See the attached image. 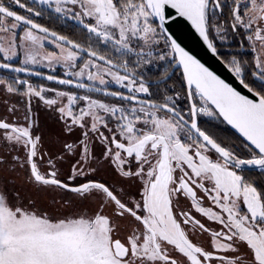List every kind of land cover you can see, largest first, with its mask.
<instances>
[{"label":"snow or ice","instance_id":"6c2138e0","mask_svg":"<svg viewBox=\"0 0 264 264\" xmlns=\"http://www.w3.org/2000/svg\"><path fill=\"white\" fill-rule=\"evenodd\" d=\"M14 3L25 7L21 0H14ZM38 3L49 7L54 4L56 13L71 12L81 23L88 18L91 22L84 24L87 32L94 34L105 47L111 45L121 57L119 62L114 61L92 47L85 48L64 36H57L55 32L50 33L55 37L53 43L64 42L56 43L59 54L51 51L41 55L47 35L40 36L37 32L48 34L49 30L9 10L0 0V33L12 35L9 47L0 48V51L16 55L14 41L16 30L20 29L22 39L33 46L25 51V64H37L41 60L49 64L63 61L67 67L76 68V62L84 53L88 59L83 61V67L70 71L68 75L81 81L86 78L93 82L92 85L72 79H61L58 83L86 88L117 101L106 103L87 95L78 97L67 92L58 93L67 98L66 105L58 108L62 118L66 116L72 125L87 129L82 132L84 139L79 145H64L66 154H73L77 149L80 152L73 167L74 175L69 179L87 175L78 166L95 159L88 141L96 136L106 145L104 159L115 164L122 177L139 180L142 192L139 200L129 202L105 182L89 180L72 186L57 178L58 170L51 160L49 165L53 170L42 173L36 162L39 137L33 139L27 127L0 122V129L12 133L7 136L8 140L28 149L23 162L20 157L14 159L20 167L28 165L31 183L63 189L84 199L92 195L100 200V207L91 215L56 218L45 212L37 213L24 206L12 205L7 194L0 191V264H209L214 259L222 264H264V194L238 172L244 166L264 170V89L255 91L241 79L240 83L258 99L242 95L186 51L165 27L171 18L166 9H175L180 17L192 23L208 48L216 53L207 25L210 13L221 9V0H38ZM65 5L73 7L65 8ZM249 5L250 14L245 20L237 4L233 9L231 27L243 26L250 30L248 39L259 41L260 49L264 51V0H249ZM27 11L33 12L34 9L28 8ZM34 14L40 16L41 12L35 11ZM6 18L12 23L6 24ZM160 37L164 39L165 48L170 50L159 55L158 59L171 57L170 63L182 69L187 88L185 99L191 101L187 113L178 107L179 94L175 97L166 95L163 103L142 99L140 94L150 97L152 93L144 77L130 67L126 58L133 57L137 68L141 62L150 64L152 45L159 44ZM257 68L260 70L259 79L264 81V60L257 59ZM14 70L27 71L25 68ZM233 70L238 77L241 76L239 63H233ZM47 79L56 78L49 75ZM4 83L0 79V84ZM112 83L127 92L109 91ZM7 91L17 89L8 84ZM44 91L29 84L24 94L34 95L48 105H56L57 99H46L42 95ZM79 100L86 101L87 105L76 115L73 106ZM124 101L127 105L120 103ZM200 114L222 118L243 137L244 146L254 153L252 158H240L202 130L197 122ZM110 121H115L113 128L109 127ZM101 129L111 135L106 136ZM66 130L71 132L72 127L66 124ZM132 163L136 164L135 169L131 167ZM90 170L96 171L94 167ZM197 189L203 190L219 211L201 206ZM181 195L191 198L197 212L222 226L219 231H211L216 251L232 252L235 256H218L189 238L182 225L191 224L205 232L210 229L188 212L174 213L173 197ZM105 208H110L111 214L106 213ZM177 215L184 219L178 220ZM126 217H131L135 226L122 241L118 238V227L119 221ZM169 246L179 255H170Z\"/></svg>","mask_w":264,"mask_h":264},{"label":"rangeland","instance_id":"374dc122","mask_svg":"<svg viewBox=\"0 0 264 264\" xmlns=\"http://www.w3.org/2000/svg\"><path fill=\"white\" fill-rule=\"evenodd\" d=\"M14 3V0H10ZM38 1V0H34ZM239 4L240 10L244 19L247 20L248 15V7L249 0H237ZM17 5V4H16ZM41 6L48 8L55 12V5L53 4L52 7L48 5L40 4ZM19 7V5H17ZM71 5H65V8H72ZM234 7V8H235ZM27 11V7L25 6L22 8ZM233 12V9H232ZM34 14V13H33ZM58 15L62 16L65 19H69L76 23L79 26L84 27V24L90 23L88 18H84L83 23L80 20L74 19L71 12L67 13H57ZM211 14V13H210ZM35 15V14H34ZM210 16L209 15V22L210 24ZM232 21L233 15H232ZM6 24L12 23V20L8 18L5 19ZM209 27V26H208ZM239 30L245 32L247 35V31L243 28V26H238ZM220 29V28H219ZM218 32V31H217ZM220 32H225L223 28H221ZM37 35H40L37 33ZM249 35V33H248ZM42 36V35H40ZM89 36L92 40L98 42V38L94 36V34H90ZM23 32L20 29L16 30V39L15 43V51L16 55L12 56L10 53L6 51H0V55L2 60L9 63H17L19 62L22 67L43 71L50 74H55L59 71L64 75L63 77L73 79L78 82H84L92 84L93 82L87 81V79H83L82 81L80 78L75 76H69L68 73L70 71H78L81 67H83V61L88 59L81 55V59L78 60L76 68H69L65 65L63 61L56 62L53 61L49 64L48 61L41 60L40 63L32 64L27 63L25 64V51L33 47L30 42L24 41L22 39ZM12 39L11 33H0V48L7 49L9 47V40ZM219 40L223 41L224 38L221 36ZM245 42L249 43V46L254 53L253 64L255 65V69L259 72L260 70L257 68V59L260 58L264 60V51L260 49V42L253 40H249L248 37L245 39ZM56 43H53L52 40L48 39L44 41V48L40 50L41 55L44 52H51L55 51L59 54L60 50L56 47ZM99 45L102 46L103 49L112 57L118 58L121 60V57L112 50L111 45L105 47L102 43L98 42ZM98 48V49H102ZM102 49V50H103ZM147 50V49H145ZM153 55L149 58L151 60L150 64H144L141 62V65L137 68L135 66V60L133 57L129 56L126 57L129 59L131 65H133L138 70H142L143 68L156 70L154 61V55L169 51L170 49L165 48L164 46V39L160 37L159 44H153L151 48ZM40 59V56L37 57ZM169 61L172 59L168 57ZM239 63L242 74L241 78L246 80V73L245 66L240 63V59H237V56L229 57L228 63L230 67L233 69V63ZM164 70L169 69V65L166 63L164 66ZM164 71V72H165ZM0 79L4 80V84H0V119L7 120L9 124H12L17 127H27L31 133L33 139L39 137V141L37 143V157L36 162L37 165L42 173H46L52 171L53 169L49 165V160L55 163V168L57 171V178L61 179L69 183L72 186H79L81 183H86L89 180H96L100 182H105L106 184L110 185L113 189L119 192L123 197L126 199H130L132 202L133 199L139 200L140 193L142 192L141 182L135 183L133 180L128 179L127 181L121 180L118 184L116 181L117 176L111 178V183L108 182L107 176L108 174L116 172V165L109 162V160L104 159V152L106 145L100 143L99 139L96 136H92V139L88 141L90 151L92 152L93 156L95 157L94 160H91L87 163H83L78 167L82 168L87 175L78 176L76 179H69L71 175H74L73 167L76 164V161L80 158V152L77 151L73 154H66L64 150L65 144H73L79 145V142L84 139L82 132L87 129H81L77 125H72L70 118L63 116L58 111L59 107H64L67 103L66 97H60L58 95L59 92H67L70 95H76L78 97H83L85 95L90 96L92 99H97L102 102L106 103H117L111 100H107L101 97H95L90 94H81V93H73L67 90L56 89L52 86L48 85H40L35 84L34 82L26 79H21L18 76H11L0 73ZM19 81H24L25 83L21 84ZM247 81V80H246ZM11 84L14 88L17 89L15 92H8L7 85ZM31 85L33 88L39 90L40 88L45 89L42 95L46 99H57L58 103L56 105H48L43 100L39 99L38 97L26 96L24 93L27 92L28 85ZM109 88H116L120 91L127 92L126 89L121 88L119 85L112 83ZM144 95V94H140ZM177 94L174 95V97ZM182 101V97L179 96L177 100L178 107L181 108L184 113L188 112V108H185L183 104H180ZM199 103V100L196 99ZM87 102L84 100H79L77 104L73 106V112L76 115H79V109L82 107L86 108ZM126 105V104H125ZM202 116V115H201ZM27 117V119H26ZM202 117L213 120V121H220V118L217 117H209L203 115ZM222 121V120H221ZM66 124L72 127V131L68 132L66 130ZM115 121L109 122V127L113 128ZM106 136H110L107 130L101 129ZM12 134L9 130L0 129V160L3 163H0V191H3L9 197V202L15 206H24L31 210L39 212H45L49 216L56 217V218H63L64 216H72L76 214H87L91 215L96 212V210L100 207V200L95 196L90 195L87 199H84L78 196L75 193L67 192L63 189L53 188V187H40L34 185L29 180V171L28 165L25 164L24 167H20L15 157H20L21 162L27 156L28 149L23 147L21 144L16 143L14 140H8L7 136ZM15 135V134H13ZM90 135H92L90 133ZM117 139L120 137L117 135ZM113 151H116L114 145H111ZM123 155V153H122ZM60 157H63L60 159ZM94 167L96 169L95 172H92L90 169ZM131 167L133 169L136 168V164L132 163ZM257 170V171H264L258 168H254L251 166H244L239 170ZM238 170V171H239ZM92 175V176H91ZM113 175V174H112ZM114 179V180H113ZM207 187H211V184L205 182ZM201 190V189H200ZM203 193L202 195L205 197V207H211L214 211H219L213 204L210 198L201 190ZM176 198L173 197V211L175 212L178 207H176ZM34 205V207H33ZM190 210V209H189ZM196 210V209H195ZM178 211V210H177ZM105 212L111 214L110 208H105ZM199 213V212H198ZM203 215L202 213H200ZM198 214V215H200ZM226 216V214H224ZM205 219V222L208 226L213 227L216 224V221H212L207 219V217L201 216ZM209 242H211V248L216 251L215 246L213 244V238H209ZM171 249V248H170Z\"/></svg>","mask_w":264,"mask_h":264},{"label":"trees","instance_id":"16d2710c","mask_svg":"<svg viewBox=\"0 0 264 264\" xmlns=\"http://www.w3.org/2000/svg\"><path fill=\"white\" fill-rule=\"evenodd\" d=\"M2 2L4 6L8 7L10 10L18 14H21L27 18L32 19L36 23L50 29L51 31L61 36H64L69 40L80 43L85 48L92 47L96 51L100 52L101 54H105L109 56L110 58L114 59V61H117V62L120 61V59L110 56L105 51V49H103L102 46L99 45L97 41L92 40L89 36V33L87 32L85 28L77 25L76 23H74L73 21L69 19L67 20L63 18L62 16L58 15L56 12L43 7L38 3H35V2L33 3L30 0H21V3H23L27 7V9L33 8L34 9L33 12H28L22 9L21 7H18L15 3L11 2L10 0H2ZM35 11H40L41 15L40 16L34 15L33 13H35ZM212 25H214L212 22L208 25L210 38L213 44L215 45L220 57L229 65L228 63L229 57L239 56L238 54H240L241 51L235 49V47L233 46V42L230 41V37L224 39L223 41L219 40L220 33L217 32L218 28L211 29ZM230 33H232V31ZM226 34L229 35V33H226ZM233 34H234V31H233ZM242 47L245 48L246 46L241 45L237 49H240ZM98 48H102L103 50L102 49L100 50ZM159 55H162V53L154 55L155 57H154L153 62L155 63V68H156L155 71L152 69H146V68H143L142 70H138L131 64H130V67H133L134 70L137 71L138 75H142L146 81L156 82V81L162 80L170 73L174 64L170 63L171 60L169 61L168 57H166L164 60L158 59ZM248 57L253 58V56H249V55ZM0 61H3L1 55H0ZM247 62H248V69L254 71L255 65L253 64V59H248ZM166 63L169 65V69L165 71L164 66ZM17 64L20 65L19 62H17ZM54 75H57L60 77L64 76L61 73V71L55 73ZM11 76H15V75H11ZM19 78L30 80L34 82L35 84L48 85L56 89L67 90L73 93L89 94V93H85V92H81L77 90L62 88L59 86L47 84L45 82L36 81L33 79H29V78H24V77H19ZM244 81L249 86H252L248 81L246 80ZM149 88H150V92L152 93V95L150 97L147 95H140L142 99H151L152 101L156 103H163L164 97L166 95L174 96L175 94H179V96L182 97V101H180V104H183L185 108H188L189 110L190 102L189 100L185 99L186 94H187V89H186L183 75L181 72H178L169 82L162 84V85H158V86H149ZM252 88L255 89L256 91L262 90V89H257L253 86ZM109 89L114 90V91H120L116 88H109ZM120 92H123V91H120ZM90 95H93V94H90ZM93 96L101 97L107 100L117 102L116 100L105 98L102 96H98V95H93ZM120 103L127 105V103L125 102H120ZM200 127L202 130L206 131L208 134L213 136V138H215L217 142L221 143L222 146H225L231 149L240 158L242 159L252 158V155L254 153L250 152L249 149L244 146V143H245L244 139L234 129L226 125L223 121L221 120L213 121V120H209L204 117H201ZM238 172L244 175L247 181L253 182L254 186H256L258 190L261 191L262 194H264V171L245 169V170H239Z\"/></svg>","mask_w":264,"mask_h":264},{"label":"water","instance_id":"95a60500","mask_svg":"<svg viewBox=\"0 0 264 264\" xmlns=\"http://www.w3.org/2000/svg\"><path fill=\"white\" fill-rule=\"evenodd\" d=\"M166 14H167V16H169L171 18L168 19L165 27L168 29V34L173 39H175L186 51H188L190 54L194 55L197 59H199L201 61V63H203L206 67H208L211 71H213L217 76H219L222 80H224L225 83H228L231 87L235 88L242 95L247 96V97L252 98V99H258V97H255L254 93H250L248 91V89L245 88L243 86V84L240 83V80L242 78L240 76L238 77L235 74L234 70L220 57L218 52L216 51V53H213L211 51V49L208 48L207 43L199 35V33L196 31L195 27L192 25V23L190 21H188L184 17H180L178 15V13H176L175 9H171V8L166 9ZM18 15H21V14H18ZM8 19L11 20L10 18H8ZM42 27H44V26H42ZM207 27H208V25H207ZM48 30H49L48 34L40 33V32H37V33L42 35V36L47 35L48 39L55 41V37H52L50 35V33H52L53 31H51L50 29H48ZM208 35H209V28H208ZM57 36H61V35L57 34ZM209 39L211 40L210 35H209ZM56 42L57 43H64L62 41H56ZM65 47H68V46L65 45ZM81 55L88 58L84 53H81ZM3 64H9L10 65V67H8V68L0 67V72L7 74V75H15V76H19V77L29 78V79H33L36 81L45 82L47 84L59 86L62 88L77 90V91H81V92H85V93H89V94H93V95H98V96H102L105 98L115 100L111 96H105V95H103L101 93H97V92H90L86 88H77L74 85H64V84L58 83V81L61 79H69V78L60 77V76L45 73V72H42L39 70L25 68V67L18 65L17 63H9V62H5V61L4 62L0 61V65H3ZM16 68H25V69H27V71L17 72L14 70ZM178 72L182 73V69H180L177 65L174 64L170 73L165 78H163L162 80H159L156 82H149V81H146L144 79V81L148 86L162 85V84L169 82ZM36 73H39V75H37ZM49 75L54 76L56 79L52 80V81L48 80L47 76H49ZM76 82H78V81H76ZM262 82L264 83V81H262ZM86 84H88L90 86L92 85L89 83H86ZM185 86H186V82H185ZM249 87H251V86H249ZM108 90L114 91V90H111L109 88H108ZM124 102L127 103V101H124ZM189 102L191 103V101H189ZM201 117L202 116L199 115L197 118V122H198L199 127H200ZM220 119L223 121L222 118H220ZM223 122L226 125H228L225 121H223ZM10 125H12V124H10ZM228 126L230 128H232L230 125H228Z\"/></svg>","mask_w":264,"mask_h":264},{"label":"flooded vegetation","instance_id":"af4514ba","mask_svg":"<svg viewBox=\"0 0 264 264\" xmlns=\"http://www.w3.org/2000/svg\"><path fill=\"white\" fill-rule=\"evenodd\" d=\"M236 3H238L237 0H221V9H217L214 14H212V13L210 14L211 15L210 16V23L212 22L214 24L211 26V29L223 28L225 30L224 33L220 32L219 37L222 36L224 39L230 37V41L233 42V46L235 47V49L241 51V53L238 54L239 56H237V59H240V63L243 66H245V70L247 71L246 80L253 87H255L257 89H264V83L259 79V77L257 75L258 71L256 69L254 71L248 69V62L247 61H248V59L254 58V55H253L254 53L252 52V49L249 46V43L245 42V39L249 35H251V31L250 30L247 31V35H246L245 32L239 30V28L233 29L231 27V25L233 23V21H232V13H233L232 9H234ZM231 31H232V33H230ZM233 31H234V34H233ZM226 33H229V35ZM248 33H249V35H248ZM241 45H245L246 47L245 48L242 47L240 49H237ZM248 55L253 56V58L248 57ZM0 122L8 123L7 120H3V119H0ZM116 172H117L116 175H114V173H112L113 175L108 174L107 178H105V179H107L108 182L111 183V178L114 176H117L116 181H118L117 182L118 184H122V183H120L121 180L122 181L128 180L127 178L122 177L117 170H116ZM124 181H123V183H124ZM133 181L135 183H140L139 180H133ZM202 194L203 193L201 192V190L197 189V198L200 200L201 206L205 207L204 204H205L206 199ZM174 198H176L175 199L176 200L175 201L176 207H178L174 213L188 212L195 219H199L202 223H204L206 228L210 229L209 232H205V231L200 230L198 227H194L191 224L182 225L185 228L186 232L188 233L189 238L195 244L203 247L207 251L214 252L218 256H224L227 258H231V257L236 255L235 253H232V252L215 251L211 248V246H210L211 242H209V238H213L211 236V231H219L222 228V226L218 222H216V224L213 227L208 226L205 222V219H203L201 217L203 215H201L200 213H198L195 210V206L192 204V200L190 197H185V196L181 195V196H174ZM127 200L129 202H131L129 198ZM211 205L213 206V204H211ZM198 214H200V215H198ZM177 219L182 221L184 219V217L177 215ZM134 226H135V222L132 220L131 217H126L125 219L119 221L118 238H120L123 241ZM170 248H171V246H169L170 255H173V256L179 255L176 251H174L173 249H170ZM242 251H243V249H242ZM209 264H222V261L214 259V260L210 261Z\"/></svg>","mask_w":264,"mask_h":264},{"label":"crops","instance_id":"0c3cea01","mask_svg":"<svg viewBox=\"0 0 264 264\" xmlns=\"http://www.w3.org/2000/svg\"><path fill=\"white\" fill-rule=\"evenodd\" d=\"M30 1L33 2V3H34V2H35V3H38V1H34V0H30ZM38 4H39V3H38ZM113 127H114V126H113Z\"/></svg>","mask_w":264,"mask_h":264},{"label":"built area","instance_id":"2783aa9c","mask_svg":"<svg viewBox=\"0 0 264 264\" xmlns=\"http://www.w3.org/2000/svg\"><path fill=\"white\" fill-rule=\"evenodd\" d=\"M197 99L199 100V98H198V97H197ZM200 115H202V116H203L204 114H200Z\"/></svg>","mask_w":264,"mask_h":264},{"label":"bare ground","instance_id":"6f19581e","mask_svg":"<svg viewBox=\"0 0 264 264\" xmlns=\"http://www.w3.org/2000/svg\"><path fill=\"white\" fill-rule=\"evenodd\" d=\"M252 167V166H251Z\"/></svg>","mask_w":264,"mask_h":264}]
</instances>
